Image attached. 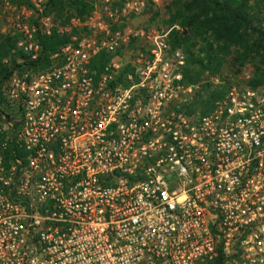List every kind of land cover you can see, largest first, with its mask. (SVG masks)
<instances>
[{"label":"built area","instance_id":"2783aa9c","mask_svg":"<svg viewBox=\"0 0 264 264\" xmlns=\"http://www.w3.org/2000/svg\"><path fill=\"white\" fill-rule=\"evenodd\" d=\"M92 1L63 24L0 0V264H264V86L203 112L164 0Z\"/></svg>","mask_w":264,"mask_h":264},{"label":"trees","instance_id":"16d2710c","mask_svg":"<svg viewBox=\"0 0 264 264\" xmlns=\"http://www.w3.org/2000/svg\"><path fill=\"white\" fill-rule=\"evenodd\" d=\"M29 1L12 0L19 7H29ZM47 11L55 13L58 19L74 16L85 20L94 11V2L50 0ZM169 11L172 16L168 22L177 23L180 27V30L173 31L170 42L174 48H182L186 56V83L194 84L200 80L196 73L198 69L204 73L219 74L226 58L230 57L233 65L238 64V72L245 68L246 61L260 59L263 68H256L251 86H264V0H173ZM157 14L153 13V22ZM70 37L58 34L40 36L42 51L37 66H48L51 58L70 42ZM13 47L14 42L11 40H5L0 47V96L11 74L10 67L3 64V59ZM97 61L103 68L108 58L101 55ZM207 87L210 88L209 85ZM227 88L225 81L218 91L211 89L206 98L201 100L205 108L203 112H207Z\"/></svg>","mask_w":264,"mask_h":264},{"label":"rangeland","instance_id":"374dc122","mask_svg":"<svg viewBox=\"0 0 264 264\" xmlns=\"http://www.w3.org/2000/svg\"><path fill=\"white\" fill-rule=\"evenodd\" d=\"M172 2L173 0H164L163 6L158 10L159 12L157 14L156 19L161 21L160 26L163 28L170 29L173 26L180 28L177 23L171 24L168 22L172 16V12L169 11V6L171 5ZM65 18L66 19H60V22L65 24L66 21L68 20V17ZM165 21H167V24L165 23ZM237 65L238 64L233 65L230 57H228L226 58L219 74H212L210 72L204 73L201 69H198L196 73L199 74L200 80L197 83H203L202 87L204 90L203 91L204 95L202 96V100L206 98V95L208 94V92H210L211 89L212 91H218V89L221 88L222 84L225 83L226 80L227 82L233 81L234 77L235 78L242 77V75L245 73H249L254 77L256 68L257 67L263 68V64L261 63L260 59L246 61L245 68L241 72L237 71L238 69ZM217 79L219 80L220 83L214 84ZM208 85L210 86V88L207 87Z\"/></svg>","mask_w":264,"mask_h":264}]
</instances>
